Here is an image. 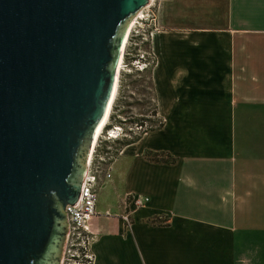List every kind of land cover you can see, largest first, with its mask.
Masks as SVG:
<instances>
[{"label":"crops","instance_id":"obj_1","mask_svg":"<svg viewBox=\"0 0 264 264\" xmlns=\"http://www.w3.org/2000/svg\"><path fill=\"white\" fill-rule=\"evenodd\" d=\"M155 20L161 127L97 182L90 264H264V0H160Z\"/></svg>","mask_w":264,"mask_h":264},{"label":"water","instance_id":"obj_2","mask_svg":"<svg viewBox=\"0 0 264 264\" xmlns=\"http://www.w3.org/2000/svg\"><path fill=\"white\" fill-rule=\"evenodd\" d=\"M148 0H0V264H59L125 27Z\"/></svg>","mask_w":264,"mask_h":264},{"label":"rangeland","instance_id":"obj_3","mask_svg":"<svg viewBox=\"0 0 264 264\" xmlns=\"http://www.w3.org/2000/svg\"><path fill=\"white\" fill-rule=\"evenodd\" d=\"M139 12H141L139 16L141 20H133L135 24L127 37L124 47L116 98L111 107L105 128L107 130L111 127H118L120 130L117 132V136L113 135L115 138L112 140L106 138L104 130L96 142L93 151L94 155L91 160L96 156L102 158L106 153L114 158L119 152L122 143L136 138L143 130L156 128L157 126L156 118L152 116L153 99L149 70H143V66H141L143 63L135 66V61L139 62L140 60L138 59L141 57L145 61L148 59L146 57L149 55L148 39H145L148 33L152 31L150 15L142 9ZM146 66L147 63H144V67ZM136 68L143 71H138ZM141 124L142 128L138 129L137 126ZM72 245H74V242L66 232L59 264H77L75 246ZM70 255H74V258H71Z\"/></svg>","mask_w":264,"mask_h":264},{"label":"built area","instance_id":"obj_4","mask_svg":"<svg viewBox=\"0 0 264 264\" xmlns=\"http://www.w3.org/2000/svg\"><path fill=\"white\" fill-rule=\"evenodd\" d=\"M160 0H148V4L142 8L150 15L151 27L152 31L148 33L146 39H149L151 33L155 31L157 24L155 20V14L158 7V3ZM146 56V55H145ZM149 58L150 55L146 56ZM139 62L135 61V66H139V63H143L141 66L144 67V63H147L145 59L143 60L142 57ZM138 71L142 69L136 68ZM141 129L140 127H137ZM120 129L118 127H111L110 129L105 130L106 138L108 140H112L117 136V132ZM113 135H115L113 137ZM94 155V153H92ZM91 155V157H92ZM94 159V160H93ZM91 161L86 163L85 171L82 176L78 198L76 202L71 206L64 207V215H65V223L67 227V234L69 235L70 239L74 242L75 252L77 255L76 261L77 264H90L91 263V256L88 253V246L89 243L92 241L93 237L91 233L88 231V223L95 215V203L97 198L96 186L97 182L103 177L104 179H108V171H109V162L113 159L111 157L108 158H99L95 157ZM147 198L136 196V195H128L124 198L123 203L127 207L131 206L133 208H139L146 204ZM107 215V213H105ZM124 225L128 228L129 227V219L128 213H125L121 217ZM71 258H74V255H70Z\"/></svg>","mask_w":264,"mask_h":264},{"label":"bare ground","instance_id":"obj_5","mask_svg":"<svg viewBox=\"0 0 264 264\" xmlns=\"http://www.w3.org/2000/svg\"><path fill=\"white\" fill-rule=\"evenodd\" d=\"M140 14H141V12L138 11L133 17H131L127 23L128 26L126 25V27H125L123 37H122V40H121L120 46H119L118 57H117V60L115 62L114 68H113V84H112V89L110 92V97H109V100L107 103V107H106V110L104 113V117H103L102 121L95 128L94 133L92 134L91 142H90L88 150H87L86 161H88V162L91 160V155L94 151L97 140L103 134V132L107 126V122H108L110 112H111V107H112L113 102L116 98L117 86H118V80H119L118 77H119L121 67H122V57H123L124 47H125V44L127 41V37L129 35L133 25L135 24L133 22V20H141V18H139ZM130 23H131V26L129 27Z\"/></svg>","mask_w":264,"mask_h":264},{"label":"trees","instance_id":"obj_6","mask_svg":"<svg viewBox=\"0 0 264 264\" xmlns=\"http://www.w3.org/2000/svg\"><path fill=\"white\" fill-rule=\"evenodd\" d=\"M147 66L143 69V70H150V68H151V66H152V64H153V61H150L149 60V58L147 59ZM142 70V71H143ZM137 72V71H136ZM148 74H149V72H148ZM152 99H153V96H152ZM152 102H153V100H152ZM152 116L155 118V106H154V102H153V109H152ZM156 121H157V126H156V128H152V129H148V130H143L142 132H141V134L139 135V136H137L136 138H134V139H132L131 141H129V142H124V143H122V145H121V148L122 147H124V146H127V145H130V144H132V143H134L143 133H146V132H149V131H152V130H156V129H159L160 127H161V122L160 121H158L157 119H156ZM137 127H140V128H142V124L141 125H138ZM120 148V149H121ZM148 155H146V157H147ZM103 157L104 158H108V157H111L112 158V156H110V155H107V153L106 154H104L103 155ZM152 161H156V162H158V161H163V162H166L167 161V159H161V158H158L159 156H157V155H151V156H148Z\"/></svg>","mask_w":264,"mask_h":264}]
</instances>
